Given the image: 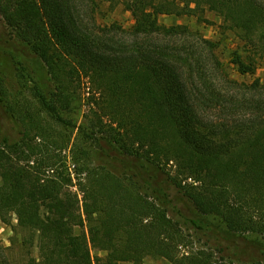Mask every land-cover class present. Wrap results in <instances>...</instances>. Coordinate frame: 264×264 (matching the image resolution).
Instances as JSON below:
<instances>
[{
  "label": "trees",
  "instance_id": "1",
  "mask_svg": "<svg viewBox=\"0 0 264 264\" xmlns=\"http://www.w3.org/2000/svg\"><path fill=\"white\" fill-rule=\"evenodd\" d=\"M84 2L93 12L122 5L133 39L119 38L118 24L86 22ZM206 11L255 56L237 55L241 73L264 66V0H0L5 24L53 83L45 93L27 49L0 40V71L15 73L37 100L0 86V217L15 216L24 246L38 249L25 264H142L148 255L264 264V244L252 238L264 239V84H241L251 94L223 91L198 47L173 40L189 27L160 22L205 20ZM83 79L90 112L77 125L64 115L83 98ZM70 129L78 132L69 160ZM0 264L11 262L0 256Z\"/></svg>",
  "mask_w": 264,
  "mask_h": 264
},
{
  "label": "rangeland",
  "instance_id": "2",
  "mask_svg": "<svg viewBox=\"0 0 264 264\" xmlns=\"http://www.w3.org/2000/svg\"><path fill=\"white\" fill-rule=\"evenodd\" d=\"M84 8V19L86 22H90L92 16L96 18L98 24L101 25H112L118 24L122 27V31L118 32V36L121 39L126 41H131L133 39V35L131 29L134 25V18L131 12L124 9L122 5H119L115 8H111L108 3H100L92 11V7H89V3L83 4ZM88 12V13H87ZM205 20H200L198 17L193 15H162L160 16V22L164 23L168 26L171 25H186L189 27V32L186 35H180L177 38H173L174 41H178L179 43L185 44H195L198 47L199 55L202 57L206 70L208 73V77H210L219 88L228 93H246L251 94L253 91L247 87H242L241 84H245L251 86L255 80H260L261 84H264V66L261 64V61L258 62L260 65L255 73H247L243 74L239 71L237 64H235L234 60L238 54L248 57L250 54V50L244 42L234 30L226 29L223 24V20L220 16L211 11H206ZM15 32L11 27L5 24L3 18L0 15V40L4 42V40L15 42V45L19 44L23 46L24 49H27L26 53L31 57L30 67L36 73V79L39 81L42 90L46 93L48 91L53 90V83L50 79L49 73H47V68L44 63L41 61L39 56L35 54L32 50V47L28 43H22L15 37ZM4 39V40H3ZM202 40H210L216 46H212L210 44H202ZM248 61V59H246ZM260 63V64H259ZM0 86L1 89L4 86L9 90V92L15 96L18 92L25 94L30 100H34L37 103V100L31 96L30 92H25L23 89H20L18 79L15 73L10 72V70L4 69L0 71ZM87 79H83V86L81 88V93H84L82 99L77 100L75 103V108L73 112L68 113L64 116L74 121L77 125H81L86 121V116L90 112V106L87 103L88 97V85ZM236 82V84L233 83ZM240 86H239V85ZM87 87V88H86ZM83 95V94H82ZM41 108V106L39 105ZM3 111L0 107V114ZM44 116L54 124L51 120V117L45 114ZM5 121V128L8 129L9 135L15 137L16 130L15 126L11 121ZM57 132L61 130L58 124H56ZM67 131V130H65ZM57 132H55L57 134ZM77 129H70L68 133L71 135L70 147L63 151V154L68 157L70 160V148L73 146L77 136ZM75 165H71L72 175L74 177V182L78 183V178L76 172L74 170ZM72 191H76L79 193L80 198H82V192L79 190L78 185L71 186ZM17 219L15 216H12L10 222H4L0 217V256H5L10 259L11 264H25L27 258L30 255L38 256V249L32 246H24L23 242V232L17 227ZM77 232H82L83 230H87V227H77ZM190 233V232H189ZM191 234V233H190ZM252 238H257L264 244V239L259 235H253ZM194 239L197 238L194 237ZM197 246H200L199 243L196 242ZM184 249L182 250V252ZM92 254L94 256L104 257L106 255V251L100 247H93ZM129 264V263H127ZM142 264H172L169 260L163 257H146Z\"/></svg>",
  "mask_w": 264,
  "mask_h": 264
}]
</instances>
